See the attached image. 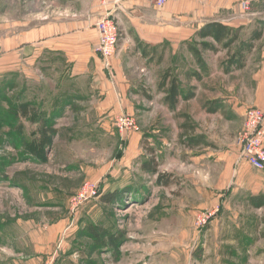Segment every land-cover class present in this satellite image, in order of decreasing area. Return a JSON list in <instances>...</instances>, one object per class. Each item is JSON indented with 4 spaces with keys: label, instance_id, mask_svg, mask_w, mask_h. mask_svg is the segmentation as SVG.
<instances>
[{
    "label": "rangeland",
    "instance_id": "374dc122",
    "mask_svg": "<svg viewBox=\"0 0 264 264\" xmlns=\"http://www.w3.org/2000/svg\"><path fill=\"white\" fill-rule=\"evenodd\" d=\"M50 1L0 0V25L11 21L16 30L36 25L52 13ZM241 1L172 0L159 12L164 34L158 45L144 43L131 57L138 82L132 88L135 114L40 119V109L51 114L61 101L53 76L39 93L36 85V116L22 119L19 106L28 100L23 79L13 92L0 85V264H264V207L252 204V197L264 199V190L228 194L220 206L207 205L203 193L211 175L200 173L187 148L193 117L183 111L194 106L171 110L154 89L167 70L177 78L191 70L189 39L197 44L194 34L202 25L233 26L235 42L218 61L246 54L251 36L264 27V1H251L245 14ZM263 42L256 43L257 52ZM200 53L202 61V54L213 58ZM154 99L157 108L149 102ZM194 111L205 119L198 107ZM121 116L133 119V129L120 130ZM46 124L56 135L44 136ZM152 156L168 175V186L141 170ZM87 182L95 192L76 200ZM111 193L116 200L107 203ZM88 225L104 231L105 245L88 235Z\"/></svg>",
    "mask_w": 264,
    "mask_h": 264
},
{
    "label": "crops",
    "instance_id": "0c3cea01",
    "mask_svg": "<svg viewBox=\"0 0 264 264\" xmlns=\"http://www.w3.org/2000/svg\"><path fill=\"white\" fill-rule=\"evenodd\" d=\"M239 1L228 0L230 4ZM168 4L160 9L149 0H128L115 11L120 41L110 69L105 67L98 52L99 35L95 24L104 11L100 0H51L48 7L53 9L52 13L40 18L36 25L26 27L24 24L20 30H16L14 22L7 21L0 25V85L12 86L8 92H13L19 78L23 79L22 91L28 99L25 103L34 105L36 85H40L39 93L50 77L58 78L61 101L56 103L51 114L40 109L43 120L63 117L114 120L124 113L135 114L136 95L132 88L138 82L133 79L131 57L144 43L153 49L158 45L160 35L164 34L159 12L170 7ZM175 7L172 5L171 9ZM223 25L233 27L228 23ZM202 27L194 34L198 41L196 46L200 52L213 54V58L202 54L204 64L201 66L190 52L193 57L191 70L178 78L182 82L183 96L190 90L196 95L188 101L182 97L177 110L183 104L194 106L183 111L193 117L188 137V143L192 144L187 148L196 156L194 160L200 173L211 175L203 194L207 205L214 208L225 203L228 194L235 196L250 191L256 195L264 190L261 177L264 174L255 172L241 157L236 143L237 135L244 128L247 110L250 107L264 109V47L257 52L256 44L251 53L246 52L244 67H238L237 63L230 65V59L218 61L228 49H223L212 38L196 36ZM263 40L264 35L257 43ZM189 42L194 46L191 39ZM201 42L212 43L219 51L202 50ZM159 88L158 84L154 86L163 97L161 104L165 105V89L159 91ZM149 102L156 108L160 106L156 99ZM196 107L204 120L194 116ZM212 107L215 113L210 112Z\"/></svg>",
    "mask_w": 264,
    "mask_h": 264
},
{
    "label": "built area",
    "instance_id": "2783aa9c",
    "mask_svg": "<svg viewBox=\"0 0 264 264\" xmlns=\"http://www.w3.org/2000/svg\"><path fill=\"white\" fill-rule=\"evenodd\" d=\"M128 0H100L103 13L99 16L95 28L99 35L98 52L107 69L117 52L120 41V29L115 11ZM157 8H164L172 0H149ZM252 9L251 1L239 3V10L248 13ZM121 131L133 129L135 122L129 117L121 116L117 120ZM241 157L255 170L264 171V109L250 107L245 115L243 130L236 137ZM96 186L87 182L76 200L85 199L88 193H94Z\"/></svg>",
    "mask_w": 264,
    "mask_h": 264
},
{
    "label": "trees",
    "instance_id": "16d2710c",
    "mask_svg": "<svg viewBox=\"0 0 264 264\" xmlns=\"http://www.w3.org/2000/svg\"><path fill=\"white\" fill-rule=\"evenodd\" d=\"M264 35V27L258 29L254 34L251 36L250 41L247 44V50H245L248 53H251L254 49L256 43L260 41L263 38ZM196 36L199 39H207L212 38L216 43L219 45H222L223 49L230 48L233 43L235 42V37L237 36L235 34V31L233 28H230L226 25H223L221 23H211L207 25L206 27H203L199 32L196 34ZM141 46V45H140ZM200 47L202 50H210L214 52H218V48L209 42H201ZM190 51L194 53L198 60V64L203 66L204 62L201 60L200 50L197 48L196 45L190 46ZM245 52L238 51L229 60V64L232 65L234 63L238 64V67H244L245 66V60L244 55ZM237 58V60H236ZM182 82L179 78L176 76H173L170 72H166L162 76V80L160 83V89H165V99L164 102L171 110H176L178 105L180 104L181 98L183 97L184 100L188 101L195 97V92L193 90H190L185 96L182 95L181 91ZM19 116L22 119H27L30 117V115H35L37 110H35V107L30 103H23L19 106ZM215 109H210V112L215 113ZM40 115V114H39ZM36 116V115H35ZM34 116V117H35ZM45 126V125H44ZM45 130V128H44ZM44 136L46 137L49 135H56L57 130L54 129V126H48L46 124V131H43ZM47 138V137H46ZM192 141V140H191ZM189 142V141H188ZM189 145L192 144L191 142L188 143ZM152 152V151H151ZM141 170L144 173H147L149 175L157 176V183L159 185L168 186L170 184L169 177L166 174H163L159 170V165L156 161L155 156H152L149 160H146L143 162L141 166ZM107 203H113L116 200L115 193H111L106 195L104 198ZM252 204L256 208L264 207V199L261 196H255L252 197ZM87 232L90 237H92L99 245H105L104 241V231H100V229L97 226L94 225H88L87 226ZM112 238V236H110ZM200 254H196V258L199 259Z\"/></svg>",
    "mask_w": 264,
    "mask_h": 264
}]
</instances>
